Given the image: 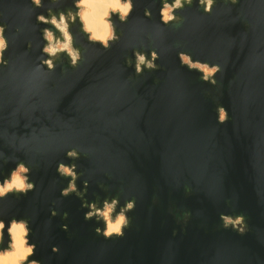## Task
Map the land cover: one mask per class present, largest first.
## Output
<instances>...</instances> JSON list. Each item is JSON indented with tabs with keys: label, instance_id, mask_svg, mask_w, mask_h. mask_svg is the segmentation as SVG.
Returning <instances> with one entry per match:
<instances>
[{
	"label": "water",
	"instance_id": "1",
	"mask_svg": "<svg viewBox=\"0 0 264 264\" xmlns=\"http://www.w3.org/2000/svg\"><path fill=\"white\" fill-rule=\"evenodd\" d=\"M80 2L0 0V252L17 223L25 264H264V0H121L107 45Z\"/></svg>",
	"mask_w": 264,
	"mask_h": 264
},
{
	"label": "rangeland",
	"instance_id": "2",
	"mask_svg": "<svg viewBox=\"0 0 264 264\" xmlns=\"http://www.w3.org/2000/svg\"><path fill=\"white\" fill-rule=\"evenodd\" d=\"M34 1L36 3H38V4L40 2V0H34ZM78 6L81 8V10H80L81 20L84 23L85 30L88 33H90L91 39L99 41V42L103 43L104 45H107V42L113 38V30H112V26H111V24L109 22L110 12H113V11H110L108 16L106 17V21L109 23V25L111 27V33L106 39H99V38L95 37L93 32L88 30L87 27H86L85 21L83 20L85 7L81 6V3H79ZM163 14H164V21H166V22L169 21L171 19V8H169V7L166 8L163 11ZM127 15H125V16L121 15V17L125 18ZM53 22H54V24L57 27L61 28L64 31V41L63 42H58L57 45L54 46L53 45L54 40L52 38V35L48 34V38L51 40V47H49L47 49V52L51 53V52H56V51H68L69 53H71L73 55L74 52H73V50L71 48V45H70V36L67 33L65 24L64 23H58L56 20H54ZM0 39H2L1 31H0ZM4 48H5V42L3 41L2 50ZM0 58H1V56H0ZM185 62H188V61L185 60ZM195 67H197L200 70H202L204 72V74L208 75V76H210L211 74H213V72H215V70L209 69L207 67H202V66H199V65H196ZM62 171L65 174H67V175L71 174V170L70 169L64 168V169H62ZM26 173H27V171L24 168H19L18 171L13 174L12 179L10 181H8L5 184V186H3V190L4 191H0V195H5L8 192H12V191H25L26 189H28V186H27V184L25 182V177H24V174H26ZM15 176H20V177L23 178V180L25 182L24 188L20 189V190H11V191L7 190L6 186L12 183L13 177H15ZM112 213H113V208L111 206H107L105 211H104V213L102 214V216L106 220V222H111L112 224H117L119 221L122 220V224H121V227H120V229L118 231H113V232H110V233L106 232L107 236H111V235H114V234H120L122 227L126 223L124 216H119L115 220H112ZM13 224L17 225V226L21 225V226L24 227V234L22 235L23 239H24V244L21 246V248L15 250V248L13 246V243H12L11 244V249L9 251L0 252V264H25L28 261L29 257L33 254L34 247L28 244V239H27L28 233H27V230L25 228V225L24 224H17V223H13ZM0 225H2V228H3V224L0 223ZM2 228L0 230V240H1ZM9 233H10V231H9ZM31 264H36V263H31Z\"/></svg>",
	"mask_w": 264,
	"mask_h": 264
},
{
	"label": "bare ground",
	"instance_id": "3",
	"mask_svg": "<svg viewBox=\"0 0 264 264\" xmlns=\"http://www.w3.org/2000/svg\"><path fill=\"white\" fill-rule=\"evenodd\" d=\"M81 6L85 7L83 20L85 21L88 30L92 31L94 36L99 39H106L111 33V27L106 21L110 11L118 12L122 16L127 15L130 12L131 5L129 2L122 3L121 0H81ZM3 41L0 39V56L2 52ZM25 186V182L22 177H13L12 183L6 186L7 190H20ZM0 191L3 190V186L0 185ZM122 220L117 224L107 222V232L118 231L121 227ZM2 225H0V230ZM24 227L12 224L10 228V236L13 246L16 249L21 248L24 244L23 235Z\"/></svg>",
	"mask_w": 264,
	"mask_h": 264
},
{
	"label": "built area",
	"instance_id": "4",
	"mask_svg": "<svg viewBox=\"0 0 264 264\" xmlns=\"http://www.w3.org/2000/svg\"><path fill=\"white\" fill-rule=\"evenodd\" d=\"M162 15H163V19H164V14L162 13ZM215 72H213V74H214ZM213 74H211L210 76H212Z\"/></svg>",
	"mask_w": 264,
	"mask_h": 264
}]
</instances>
